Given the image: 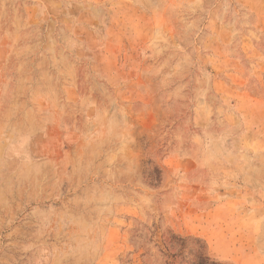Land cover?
Masks as SVG:
<instances>
[{"label": "rangeland", "instance_id": "374dc122", "mask_svg": "<svg viewBox=\"0 0 264 264\" xmlns=\"http://www.w3.org/2000/svg\"><path fill=\"white\" fill-rule=\"evenodd\" d=\"M264 264V0H0V264Z\"/></svg>", "mask_w": 264, "mask_h": 264}, {"label": "trees", "instance_id": "16d2710c", "mask_svg": "<svg viewBox=\"0 0 264 264\" xmlns=\"http://www.w3.org/2000/svg\"><path fill=\"white\" fill-rule=\"evenodd\" d=\"M212 264H216V263H212Z\"/></svg>", "mask_w": 264, "mask_h": 264}]
</instances>
